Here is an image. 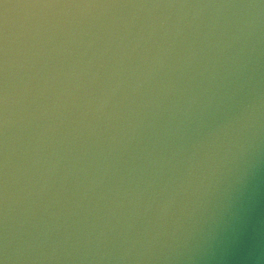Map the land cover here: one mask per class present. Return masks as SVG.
I'll return each mask as SVG.
<instances>
[{
    "label": "clouds",
    "instance_id": "obj_1",
    "mask_svg": "<svg viewBox=\"0 0 264 264\" xmlns=\"http://www.w3.org/2000/svg\"><path fill=\"white\" fill-rule=\"evenodd\" d=\"M0 264H264V0H0Z\"/></svg>",
    "mask_w": 264,
    "mask_h": 264
}]
</instances>
